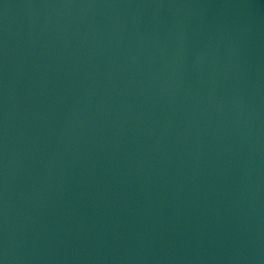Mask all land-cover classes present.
<instances>
[{"label":"water","instance_id":"obj_1","mask_svg":"<svg viewBox=\"0 0 264 264\" xmlns=\"http://www.w3.org/2000/svg\"><path fill=\"white\" fill-rule=\"evenodd\" d=\"M0 264H264V0H0Z\"/></svg>","mask_w":264,"mask_h":264}]
</instances>
